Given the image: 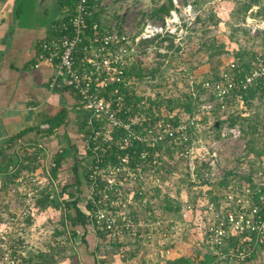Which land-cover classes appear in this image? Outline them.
I'll use <instances>...</instances> for the list:
<instances>
[{
    "label": "rangeland",
    "instance_id": "374dc122",
    "mask_svg": "<svg viewBox=\"0 0 264 264\" xmlns=\"http://www.w3.org/2000/svg\"><path fill=\"white\" fill-rule=\"evenodd\" d=\"M60 2L16 0L19 24L47 23L55 10L61 18L71 7ZM170 11L178 15L172 32L137 40L146 25H166ZM92 18L103 28L115 25L131 38V64L126 66L121 93L134 109L125 127H111L109 133L107 127L100 129L93 145L100 150L137 140L153 148V160L141 157L131 169L124 164L127 158L118 156L116 164L96 170V205L104 221L112 218L115 224L81 263L184 264L183 259L195 258L204 209L226 203L229 195L242 194L247 185L264 182V93H234L225 107L217 110L213 105L209 113L205 109L187 147L156 137L165 135L164 121L183 123L192 116L193 108L190 113L184 106L192 81L198 86L207 78L244 72L241 68L258 62L264 53V30H247L245 25L251 20L261 25L264 0H177L175 6L173 0H105ZM232 62L238 70H230ZM199 99L207 104L215 97L201 91ZM234 126L237 134L230 131ZM81 146L79 158L86 150ZM34 160H27L15 177H21V183L0 181V230L10 231L11 239L0 250V264H72L83 232L78 228L73 237L62 209L52 202L68 176L58 172L52 178L46 172L49 161L40 159L44 167H39ZM89 192L91 188L83 186L82 209ZM165 250L169 253L163 255Z\"/></svg>",
    "mask_w": 264,
    "mask_h": 264
},
{
    "label": "built area",
    "instance_id": "2783aa9c",
    "mask_svg": "<svg viewBox=\"0 0 264 264\" xmlns=\"http://www.w3.org/2000/svg\"><path fill=\"white\" fill-rule=\"evenodd\" d=\"M104 1L75 0L69 21L61 25H52L47 37L39 43L34 64V66L48 64L53 67L51 85L68 87L76 95L81 109L88 114L87 127L93 130L95 135L105 127L108 128L105 133H109L111 127L118 129L126 126V122L117 115L113 107L120 109L123 105L121 89L126 86V66L131 64V38L128 32L120 31L115 25L103 28L99 21L92 18L93 13L104 5ZM173 4L177 5V0H173ZM177 21V13L170 11L166 25H146L137 40H148L169 33L166 31L172 32L170 28ZM255 22L249 21L248 25H245L247 30H264L262 25L264 20L260 22L261 25ZM257 63V66L239 79L224 73L219 79L204 80L199 87L192 81L190 83V95L193 99L192 116L188 121L179 123L169 131H162L167 133L174 143L190 138L187 137L188 127H198L205 109L206 113L213 109V105L221 109L225 107L224 100L232 94L246 91L255 83L261 82L264 85V56L260 57ZM236 66L234 62L230 63L231 70ZM201 91L211 92L215 100L203 103L208 101L199 99ZM94 122H98L97 128L94 127ZM237 127H232L230 131L237 134ZM165 137L160 132L156 140ZM47 165L49 166L46 172L50 176V169L54 167V163L49 162ZM91 177L95 180L94 173ZM22 180L21 177L16 179L18 183ZM31 195L32 193H27V203L32 200ZM98 208L97 206L94 215L97 222H105L107 228H110L115 220L111 218L104 221L105 214L99 212ZM203 212L196 249L214 256L209 264L232 258L243 260L254 252L257 245L264 244L263 181L255 187L245 186L242 194L236 191L228 196L226 203L210 205ZM9 234L10 231L6 229L0 230V241L4 247H7ZM163 253L168 254L169 250ZM200 258L203 260L202 254Z\"/></svg>",
    "mask_w": 264,
    "mask_h": 264
},
{
    "label": "crops",
    "instance_id": "0c3cea01",
    "mask_svg": "<svg viewBox=\"0 0 264 264\" xmlns=\"http://www.w3.org/2000/svg\"><path fill=\"white\" fill-rule=\"evenodd\" d=\"M15 7V1L0 0L1 183L9 181L8 176L27 160L36 158L33 164L38 158L50 160L69 144L78 149L83 144V115L76 95L68 87L51 85V65L34 66L39 43L60 18L57 10L47 23L25 25L19 24L22 18L15 17ZM226 262L264 264V244L257 245L244 260L232 258Z\"/></svg>",
    "mask_w": 264,
    "mask_h": 264
},
{
    "label": "trees",
    "instance_id": "16d2710c",
    "mask_svg": "<svg viewBox=\"0 0 264 264\" xmlns=\"http://www.w3.org/2000/svg\"><path fill=\"white\" fill-rule=\"evenodd\" d=\"M74 2L75 0H61L60 2L61 5L65 6L68 4L71 7V9L69 10L70 12L64 15L61 19L55 20L53 25H61L63 22L69 21V19L72 17V10L74 7L73 5ZM16 6L17 8L15 7L13 13L15 17H18L19 16V10H18L19 5L16 4ZM168 12H169V9H166L165 13L167 14ZM259 56L260 57L264 56V53H261ZM243 64H246V63L243 61L242 65ZM257 65H258L257 62L255 64L248 63L246 66L243 65L244 69L241 68L242 70H244V72L240 71L239 74L234 72L230 75L238 79L242 78L253 67ZM238 69L239 67L236 66L232 69V71L233 70L236 71ZM207 79H210V78H207ZM193 84L197 86V84L194 83V81H193ZM199 86L200 85H198L197 87ZM254 89L255 90L259 89L261 90V92L264 93V85L261 82L255 83L246 91H238L237 93H239V95L240 94L248 95L249 93H252V90ZM187 98H188V101L184 106L187 112L192 113L193 112L192 111V108H193L192 96L188 94ZM122 102H123V105L122 107H120V109L116 108L115 106L113 108L114 110L117 111V115L122 120L127 122V116L132 115V112L134 111V109L129 108L130 99H127V102H124V101ZM132 104L133 103L131 100V105ZM224 104L226 105L228 104V99L224 100ZM216 108L217 110L219 109L218 106H216ZM190 116L188 117V119L190 118ZM171 120L172 119H168V121H164L165 124L163 123V131L164 130L169 131L171 128H175L179 124L178 121H175V120L171 121ZM94 123H95L94 127L97 128L98 122H94ZM81 124H82L81 129L83 132V137H82L83 147L84 145L86 146L85 154L82 155L83 157L82 156L80 158L78 157V148H79L78 146L76 147L75 145L69 144L67 147H64L62 150L60 149L59 151H57V153H55L51 157V159L48 160L49 162L54 163V167L50 169L52 178H56L58 172H60L63 177L68 176V178L65 181H63V184L60 185V190L55 194L54 199H52V202L54 203L56 207H59L60 209H62L63 211L62 219H63L64 225L65 227L68 225L67 227L71 229L72 231L71 233L73 237L76 234L75 233L77 231L76 229L79 228L83 232V237H82L83 243L81 246L79 245L80 248H79L78 257L76 260H74V262H72V264H82L81 263L82 261L80 258H83L84 261H88V257L92 255L95 247L104 242V239L106 237V234L104 231H110V228L112 227L111 225L110 228H107L106 223H101V224L98 223L94 216L95 212H97V206H96V201L98 200L97 186L98 184H100V178L95 177V180H93L91 177L93 176V173H95L96 170L98 171V169L105 168L108 164H116L118 156H120V159L126 157L127 158L126 163L124 164L131 169H134L138 165V163L141 162L142 156H144V158H147L149 162L153 160V148L149 147L148 145H145L146 144L145 142H139L137 140L135 141L131 140L130 146L127 144L126 145L122 144L120 146L116 145V146H112L109 148L105 147L104 149L97 150L96 147H94L93 145V138L95 137V133L93 132V130L87 127V116H85L84 114H83V120L81 121ZM195 128L196 127L194 126H189L187 129V137L190 136V138H187V140L181 139L179 140V143L182 145H185L186 147L189 144H191L190 143L191 134L195 131ZM51 130H52V126L49 127L48 132H50ZM164 134L166 136L165 137L166 141L173 142L172 138L169 137L167 133L164 132ZM44 161L40 162V159L37 160V165L39 164V167H44ZM64 162H65V166L63 167L62 164ZM20 171H21V168L15 170L14 172L15 174L8 176V180L10 179L15 180L14 177L17 176V174ZM83 186L91 188V192L88 193V195H90V199L86 200L85 203H83L84 209L80 207L82 206L80 205V203L82 202L81 200L82 197L80 194H82ZM71 188H73L74 190L69 191V189ZM10 240L8 237V242H10ZM0 244H1V241H0ZM1 248L6 249L7 247L0 246V250ZM195 251H196L195 258H192V259L189 258L186 260L183 259L184 264H209L214 258V256H211L207 252L197 251L196 247H195ZM200 254H202L203 260H201ZM14 258L17 259V257L15 256ZM12 260L14 261V259ZM23 260L25 261L26 258H24ZM172 262L174 261H169L166 264H171ZM226 263H227L226 260H224V261H218L216 264H226Z\"/></svg>",
    "mask_w": 264,
    "mask_h": 264
},
{
    "label": "bare ground",
    "instance_id": "6f19581e",
    "mask_svg": "<svg viewBox=\"0 0 264 264\" xmlns=\"http://www.w3.org/2000/svg\"><path fill=\"white\" fill-rule=\"evenodd\" d=\"M188 100V99H187Z\"/></svg>",
    "mask_w": 264,
    "mask_h": 264
}]
</instances>
